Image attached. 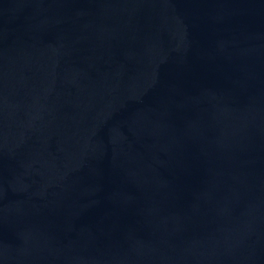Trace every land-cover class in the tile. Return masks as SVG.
Returning <instances> with one entry per match:
<instances>
[{
  "label": "water",
  "instance_id": "1",
  "mask_svg": "<svg viewBox=\"0 0 264 264\" xmlns=\"http://www.w3.org/2000/svg\"><path fill=\"white\" fill-rule=\"evenodd\" d=\"M0 264H264V0H0Z\"/></svg>",
  "mask_w": 264,
  "mask_h": 264
}]
</instances>
